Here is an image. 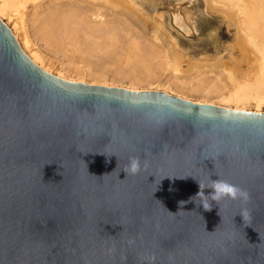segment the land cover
<instances>
[{
	"label": "water",
	"instance_id": "water-1",
	"mask_svg": "<svg viewBox=\"0 0 264 264\" xmlns=\"http://www.w3.org/2000/svg\"><path fill=\"white\" fill-rule=\"evenodd\" d=\"M0 264H264V113L59 79L0 21Z\"/></svg>",
	"mask_w": 264,
	"mask_h": 264
},
{
	"label": "bare ground",
	"instance_id": "bare-ground-1",
	"mask_svg": "<svg viewBox=\"0 0 264 264\" xmlns=\"http://www.w3.org/2000/svg\"><path fill=\"white\" fill-rule=\"evenodd\" d=\"M138 1L0 0V21L11 22L8 29L20 49L41 70L50 74L58 61L55 77L65 81L134 92L151 91L158 82L152 91L198 105L234 111L264 106V0H189L192 12L181 15L184 21L196 14L215 18L232 33V42L222 65L199 59L192 79L170 76L165 84L161 75L168 69L178 73L187 58L165 33L160 16L145 15ZM174 23L183 27L178 15ZM221 69L227 70L223 78Z\"/></svg>",
	"mask_w": 264,
	"mask_h": 264
},
{
	"label": "rangeland",
	"instance_id": "rangeland-1",
	"mask_svg": "<svg viewBox=\"0 0 264 264\" xmlns=\"http://www.w3.org/2000/svg\"><path fill=\"white\" fill-rule=\"evenodd\" d=\"M138 2L137 4L142 8V11L145 15L149 17L160 16L161 24L164 28L165 33L168 34L172 38V40H174V42H176L178 51L182 53L185 58H187L186 60H184L185 62L182 61L179 64L178 73L173 74L171 69H168L161 75V77L159 76L160 84H165L166 80L171 77L179 79H184L187 77L192 79L194 76H196V74H198V72L196 71L197 69L194 68L192 64H196L199 59L201 60L205 58H212V60H214L212 61L213 64L223 62L227 59V57L225 58L226 49L227 44H230L232 42V33H228L225 30L224 26H221L219 24V21L217 19L206 17L205 15L196 14V17H194L193 20L189 21L187 19L184 21V18H182L184 16L181 15H183L184 13L186 17L187 13L188 15H190V12H192V8H190L192 6L189 0H139ZM176 15L180 17L183 27L179 25L177 26L174 23V18ZM1 22H3V24L7 27H12L11 22L7 21L6 18H2ZM217 55L221 56V60H215V56ZM219 64L222 65L221 63ZM191 66L192 68H194L193 70ZM217 68L218 67H215L214 70L213 67H204L205 71H208V69L216 71L218 70ZM242 69H245L244 71L249 70V68H247L246 66H243ZM60 70V63L58 61H55L49 73L55 76ZM221 70H223V72H221V78H223V74H225L227 70ZM187 71L189 72L187 73ZM218 71L220 72V70ZM213 75L214 74H212L211 76ZM172 80L173 79H171L169 82H173ZM157 83L151 85L148 90H154L158 85ZM246 109L247 110L244 111L264 113V106L256 110L254 109V106L251 105V107H248Z\"/></svg>",
	"mask_w": 264,
	"mask_h": 264
},
{
	"label": "clouds",
	"instance_id": "clouds-1",
	"mask_svg": "<svg viewBox=\"0 0 264 264\" xmlns=\"http://www.w3.org/2000/svg\"><path fill=\"white\" fill-rule=\"evenodd\" d=\"M141 171V163L138 158H132L127 166L126 173L131 175H136ZM200 191L197 193L196 197L201 198V205L205 211H211L212 203H219L222 200H237V199H248V193L238 188L236 185L231 184L225 180L221 179H211L208 185L209 191L205 194V185L199 184ZM183 203V202H181ZM243 215V214H242Z\"/></svg>",
	"mask_w": 264,
	"mask_h": 264
}]
</instances>
